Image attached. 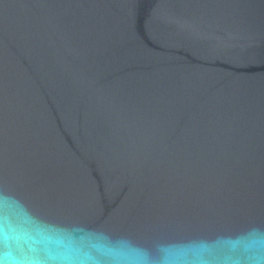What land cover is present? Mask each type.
Listing matches in <instances>:
<instances>
[{
	"label": "water",
	"instance_id": "obj_1",
	"mask_svg": "<svg viewBox=\"0 0 264 264\" xmlns=\"http://www.w3.org/2000/svg\"><path fill=\"white\" fill-rule=\"evenodd\" d=\"M0 264H264V0H0Z\"/></svg>",
	"mask_w": 264,
	"mask_h": 264
}]
</instances>
